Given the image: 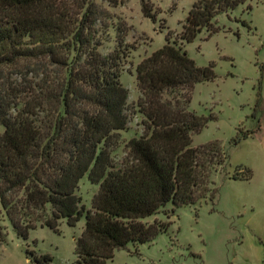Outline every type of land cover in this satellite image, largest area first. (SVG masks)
I'll return each mask as SVG.
<instances>
[{
    "label": "trees",
    "instance_id": "1",
    "mask_svg": "<svg viewBox=\"0 0 264 264\" xmlns=\"http://www.w3.org/2000/svg\"><path fill=\"white\" fill-rule=\"evenodd\" d=\"M250 1H195L179 41L167 33L164 45L139 62L144 129L115 162L119 131L129 123V91L120 80L125 28L116 27L118 49L104 55L95 0H0V206L19 237L39 226L60 233L62 220L74 227L84 216L75 264H110L116 250L131 243L138 252L167 232L177 208L215 202L214 175L229 174L230 154L217 139L192 144L216 116L189 107L195 85L217 77L215 63L197 65L185 44L204 29L208 38L217 33L219 14ZM140 4L156 22L152 2ZM86 175L99 187L91 208L77 193ZM252 175L238 166L229 177ZM7 234L0 224L1 242ZM27 253V264H54L48 253Z\"/></svg>",
    "mask_w": 264,
    "mask_h": 264
},
{
    "label": "rangeland",
    "instance_id": "2",
    "mask_svg": "<svg viewBox=\"0 0 264 264\" xmlns=\"http://www.w3.org/2000/svg\"><path fill=\"white\" fill-rule=\"evenodd\" d=\"M150 1L156 22L144 17L140 0H95L104 39L100 52L108 55L118 49V25L126 31L120 48V80L129 91L125 110L129 123L119 131L115 162L126 156L127 141L144 129V116L136 104V66L164 45L167 33L171 40L179 41L180 23L197 0ZM247 4L253 6L249 12ZM216 20L219 32L208 38L204 29L185 44L197 65L212 61L217 74L213 81L195 85L191 109L216 119L193 136L192 144L219 140L230 154L229 174L214 175L218 187L214 203L207 200L177 208L167 232L139 245L138 252L131 243L129 250H116L110 264H264V0L247 2L228 14H219ZM237 136L240 141L235 144ZM238 166L251 168L252 177H229ZM98 188L87 175L81 179L77 193L87 208ZM0 211V224L8 232L6 240L0 241V264H27L28 250L50 254L54 264H75V238L83 230L84 216L74 227L62 220L60 233L39 226L24 239L13 230L1 206ZM157 217L168 220L163 213Z\"/></svg>",
    "mask_w": 264,
    "mask_h": 264
},
{
    "label": "crops",
    "instance_id": "3",
    "mask_svg": "<svg viewBox=\"0 0 264 264\" xmlns=\"http://www.w3.org/2000/svg\"><path fill=\"white\" fill-rule=\"evenodd\" d=\"M231 12H232V11H231ZM248 12H249V11H248ZM223 14H224V13H223ZM225 14H226V13H225ZM146 18H147V17H146ZM243 26H244V25H243ZM248 27H249V26H248ZM218 32H219V31H218ZM139 96H140V91H139ZM139 96H138V97H139ZM138 97H137V99H138ZM189 107H190V106H189ZM190 109H191V107H190ZM194 135H195V134H194ZM194 135H193V136H194Z\"/></svg>",
    "mask_w": 264,
    "mask_h": 264
}]
</instances>
